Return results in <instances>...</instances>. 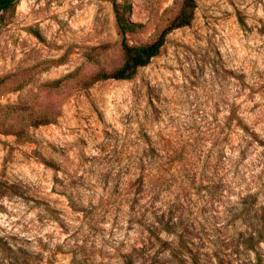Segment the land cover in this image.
<instances>
[{
  "label": "rangeland",
  "instance_id": "rangeland-1",
  "mask_svg": "<svg viewBox=\"0 0 264 264\" xmlns=\"http://www.w3.org/2000/svg\"><path fill=\"white\" fill-rule=\"evenodd\" d=\"M116 1L139 45L184 0ZM121 42L113 0L0 12V264H240L256 260L244 244L255 229L264 259L263 145L220 179L173 182L154 205L133 206L105 179L133 160L138 129L186 145L228 123L234 96L264 139V0H197L134 78L94 80L121 66Z\"/></svg>",
  "mask_w": 264,
  "mask_h": 264
},
{
  "label": "trees",
  "instance_id": "trees-1",
  "mask_svg": "<svg viewBox=\"0 0 264 264\" xmlns=\"http://www.w3.org/2000/svg\"><path fill=\"white\" fill-rule=\"evenodd\" d=\"M16 2L17 0H0V12L12 8ZM113 5L119 32L122 35L124 60L115 70L99 73L94 79L96 81L134 78L141 67L148 65L151 59L160 53L170 32L191 23L197 0H184L179 14L163 29L159 37L152 43L139 45H132L127 40L126 33L132 30L133 23L125 17L124 7L116 0H113ZM236 87L238 89L239 84ZM236 100L237 96L230 99V116L227 124L217 123L213 129L198 132L197 136L192 138V142L186 145L167 146L162 143L161 138L156 139L150 129H138L134 133L133 160L123 165L120 163L119 167L108 166L105 179L115 180L118 189L123 186L124 200L131 202L133 206H138L143 201L150 205L156 204V199L164 190H168L173 182L192 183L197 179L201 181L220 179L223 172L230 171V159L241 160L259 149V145H263L264 148V139H258L259 135L250 128L239 111ZM213 187L220 188V185L211 186ZM64 188L67 190L68 186ZM169 202L161 203V207ZM170 228L168 225L166 231ZM262 236L261 229L247 233L244 244L256 252V260L240 264H263L264 259L256 247ZM189 264L204 263L200 258L192 256Z\"/></svg>",
  "mask_w": 264,
  "mask_h": 264
}]
</instances>
